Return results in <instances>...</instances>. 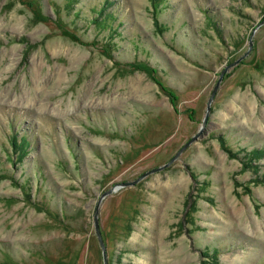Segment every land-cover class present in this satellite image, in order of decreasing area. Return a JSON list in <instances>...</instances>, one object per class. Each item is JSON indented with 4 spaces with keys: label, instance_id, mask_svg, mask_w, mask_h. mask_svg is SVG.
<instances>
[{
    "label": "rangeland",
    "instance_id": "obj_1",
    "mask_svg": "<svg viewBox=\"0 0 264 264\" xmlns=\"http://www.w3.org/2000/svg\"><path fill=\"white\" fill-rule=\"evenodd\" d=\"M156 16L150 0H0V264H103L99 196L197 132L225 68L202 135L105 196L100 229L107 264H264V154L231 152L264 150V0Z\"/></svg>",
    "mask_w": 264,
    "mask_h": 264
},
{
    "label": "water",
    "instance_id": "obj_2",
    "mask_svg": "<svg viewBox=\"0 0 264 264\" xmlns=\"http://www.w3.org/2000/svg\"><path fill=\"white\" fill-rule=\"evenodd\" d=\"M262 24H264V19L259 22L257 24V26L253 29L251 35H250V38H249V49L251 47V37H252V34L253 32L258 28L260 27ZM246 54H244L243 56H241L240 58H238L237 60H235L232 64L230 65H234L236 63H238ZM229 67V66H228ZM226 69V68H225ZM224 69V70H225ZM224 70L221 71L220 75H219V78L218 80L216 81L215 85L213 86V89L210 93V96L206 102V108H205V113H204V116H203V119L201 121V125L200 127L198 128L197 132L192 135L174 154L173 156H171V158L161 164L160 166L158 167H155V168H152V169H149V170H146L145 172H142L139 176H137L135 179L133 180H126V181H123V182H120L118 184H115L113 185L111 188L107 189L106 191H104L98 198L97 200V203L95 205V209H94V213H93V226H94V232H95V235H96V238L98 240V243H99V246L101 248V254H102V261H103V264H107V253H106V246H105V242H104V239L102 237V232H101V229H100V223H99V209H100V204H101V201L103 200V198L109 194H111L112 192H115V190L117 188H120V187H125V186H130V185H135L136 183H138L140 180H142L143 178H145L147 175L151 174V173H154V172H157L167 166H169L171 163H173L178 157L179 155L189 146L191 145L193 142H195L201 135H202V132L207 124V120H208V116H209V113H210V110H211V103L216 95V92L219 88V85L221 83V80H222V77H223V74H224Z\"/></svg>",
    "mask_w": 264,
    "mask_h": 264
},
{
    "label": "trees",
    "instance_id": "obj_3",
    "mask_svg": "<svg viewBox=\"0 0 264 264\" xmlns=\"http://www.w3.org/2000/svg\"><path fill=\"white\" fill-rule=\"evenodd\" d=\"M165 0H150V5H151V11L154 17V23L155 26L159 27V22H158V18L156 16V12L157 10H159L160 5L164 4ZM104 4V3H103ZM104 7V9H103ZM99 14L103 15V19L99 20L98 19V15L96 16V18H94L95 23L97 24V26H102L103 22L111 19L112 15L105 13V6H102L100 8V11L98 12ZM103 21V22H102ZM15 133H13L9 138H10V142H11V146L13 148V150L17 153L20 154V157H24L25 154L27 153V145L29 144L28 140L26 139L25 135L23 134V136L18 140L17 139V135H15L17 133V131H14ZM26 149V150H25ZM232 153H234L233 155L236 157H239L241 159V161H245L248 162L245 165H250L251 161L255 158L260 157L261 155L264 154V150L261 148H254L250 151H248L246 154L244 153L242 156H238V153H235L233 151H231ZM254 181L257 182H264V176H257L254 178Z\"/></svg>",
    "mask_w": 264,
    "mask_h": 264
}]
</instances>
